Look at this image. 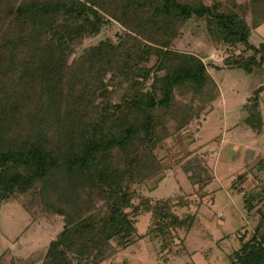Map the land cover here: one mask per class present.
<instances>
[{
	"label": "trees",
	"instance_id": "1",
	"mask_svg": "<svg viewBox=\"0 0 264 264\" xmlns=\"http://www.w3.org/2000/svg\"><path fill=\"white\" fill-rule=\"evenodd\" d=\"M247 2L250 21L220 0H0V201L30 194L31 216L60 225L44 253L19 264H103L142 236L145 214L162 253L185 240L180 232L187 235L198 216L179 211L193 198L157 199L138 187L159 184L168 140L201 125L222 91L204 57L175 43L194 19L205 21L212 44L231 48L224 64L254 80L244 123L260 135L264 42L251 37L264 24V0ZM114 22L123 29L117 40L83 47ZM111 83L123 91L119 101ZM181 168L207 194L208 165L188 157ZM252 168L264 172V159ZM247 176L232 187L245 189ZM259 179L243 197L246 214L258 220L250 236L235 233L229 264H264ZM0 264L13 262L0 253Z\"/></svg>",
	"mask_w": 264,
	"mask_h": 264
},
{
	"label": "rangeland",
	"instance_id": "2",
	"mask_svg": "<svg viewBox=\"0 0 264 264\" xmlns=\"http://www.w3.org/2000/svg\"><path fill=\"white\" fill-rule=\"evenodd\" d=\"M220 1L223 9L237 5L238 14L251 20L248 0ZM122 30L116 22L105 25L98 36L86 39L83 47L108 37L117 40L116 35ZM183 31L175 43L176 48L204 57L209 71L221 86L222 96L201 125L189 127L177 138L168 140L172 151L166 174L159 184L153 181L138 190L157 199L180 194L191 196L192 207L179 212L196 213L198 219L187 235L180 232L185 240L178 237L177 245L169 254L160 251L159 240L147 235L150 214L141 215L137 225L142 236L103 264H229L228 255L239 246L235 233L250 236L258 220V216L247 215L243 208L246 190L259 184V176H264V172L252 168L264 159V125L263 132L257 135L244 123L248 114L245 105L254 90V80L243 70L226 67L224 59L232 50L211 43L205 21L193 19ZM251 40L256 45L264 42V24L254 30ZM241 52L243 48L237 49L236 54ZM122 92L119 85H111L114 101L120 100ZM261 109L264 116V92ZM188 157H200L214 176L206 188L207 194L198 191L182 170V162ZM240 173L248 175L247 184L245 189L237 191L232 185ZM201 197V204L197 203ZM30 198L27 194L0 201V253L6 263L28 262L44 253L60 231L59 224L50 225L45 218L31 216Z\"/></svg>",
	"mask_w": 264,
	"mask_h": 264
}]
</instances>
